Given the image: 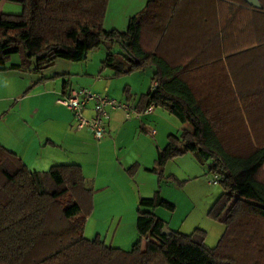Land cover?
<instances>
[{
    "label": "trees",
    "instance_id": "obj_1",
    "mask_svg": "<svg viewBox=\"0 0 264 264\" xmlns=\"http://www.w3.org/2000/svg\"><path fill=\"white\" fill-rule=\"evenodd\" d=\"M9 1L23 13L0 18V72L42 75L58 60L84 62L100 42L123 50L103 62L114 78L155 68L136 109L155 105L196 131L170 136L153 171L162 179L169 161L189 153L211 161L224 193L209 215L227 229L214 249L201 229L164 235L154 210L172 205L159 190L140 203L131 250L95 242L84 236L95 203L82 167L33 172L0 145V264H11L4 254L19 264H264V0L261 9L246 0H148L124 34L103 30L111 0ZM149 233L158 241L144 248Z\"/></svg>",
    "mask_w": 264,
    "mask_h": 264
},
{
    "label": "crops",
    "instance_id": "obj_2",
    "mask_svg": "<svg viewBox=\"0 0 264 264\" xmlns=\"http://www.w3.org/2000/svg\"><path fill=\"white\" fill-rule=\"evenodd\" d=\"M64 75L73 77L75 73L46 71L40 75L33 69L0 72V145L20 157L29 169L61 165L63 160L72 162L66 165H80L87 185L93 189L95 203L86 222L85 236L108 246L128 248L138 238L136 220L141 201L161 191V179L153 169L157 166V155L166 147L168 138L175 135L168 130L160 137V132L156 131L159 128L157 117L170 120L157 110L134 119H125L124 112L114 111L106 121L107 136L96 144L92 134L86 130L73 131L71 122H63L52 110L61 105L57 103L60 94L80 91L71 81L67 83L66 78L56 80ZM41 78L44 80L40 81ZM103 84L93 82L91 88L109 96L101 88L105 87L109 93L110 82ZM127 93L126 89V96H132ZM134 107L141 109L138 103ZM68 111L74 119V113ZM182 126L179 135L183 129L196 131L192 122ZM60 128L66 129V139L59 136ZM113 222L118 223L113 225ZM149 234L143 239L144 248ZM152 241H158L154 235Z\"/></svg>",
    "mask_w": 264,
    "mask_h": 264
},
{
    "label": "rangeland",
    "instance_id": "obj_3",
    "mask_svg": "<svg viewBox=\"0 0 264 264\" xmlns=\"http://www.w3.org/2000/svg\"><path fill=\"white\" fill-rule=\"evenodd\" d=\"M146 2L147 0H111L103 30L107 33L112 32L113 30H116L121 34L126 33V28H128L131 17L138 13L139 9H141ZM22 13L23 7L19 3L3 0L0 4V18L4 14L18 16ZM117 52H123L119 45L100 42L97 46L91 47L88 52L87 59L84 62L75 64L66 60H58L53 67L43 71V73L46 71H54V73L70 71L75 73V76L70 77L69 75H64L63 77H57L56 80L60 81L63 80V78H66L67 83L71 81L74 85H76V89L80 91L84 89L91 90L97 94H99L98 91L91 88V84L93 82H104L103 86L106 82H110L109 93L105 91V87L101 88L102 92L105 94L107 93L115 100L130 102L132 106H134V104L139 103L141 95L147 93L151 88L155 68L148 67L131 75L114 78L112 77L113 70L110 68L104 69L103 62L106 61L110 53L114 54ZM11 59L13 63H21L20 55H15ZM71 66L72 68H68ZM58 83L60 85V82ZM126 89L128 92L127 95L130 93L132 95L130 100H126L128 99L125 94ZM63 97L64 95L60 94L58 100ZM52 110L63 122L66 120L70 121L72 125L71 129L73 131L78 130L76 118L74 117L73 119L70 117L71 113L66 107L64 108L62 105H59ZM155 110L159 111V113H161L160 115L166 114L167 117L165 118H169L170 120V122H167L164 121L166 119L157 117L159 119V128L158 130L156 128L155 129L160 132V137H164L167 133L166 131L168 130L171 131V134L179 136L182 123H180V121L175 117L166 113L162 108L155 107ZM69 113L70 115H68ZM134 117L139 118L138 116ZM59 131V136L66 139V129L60 128ZM155 135L156 132L154 133V136ZM166 138L167 136L164 140ZM93 141L98 144L97 141ZM93 141L92 143H94ZM102 141L103 140L100 142ZM53 152H55L54 149ZM63 161L64 162H60L61 165L72 163L67 162L66 160ZM211 165V161L206 163L200 162L194 153H189L169 161V163H167V165L163 168L161 179L162 186L160 192L162 198L172 206H159L156 210H154V213L159 220H163L167 224V228L171 232L178 231L189 235L195 230H204L207 232L205 244H207L209 248L214 249L223 238L227 227L224 224L214 221L209 215L212 207L214 206L213 204H215L224 193V188L220 182L214 184V181H218V175L210 171ZM43 167L44 168H40V170H30L33 172H41V170L49 171L51 169V166ZM117 223L118 222H113V225H116ZM152 236V234H149V236L145 239V245L148 241H152ZM138 239L139 235L133 244L124 249L131 250V247H133L132 245H134ZM3 256L6 263L10 262L11 264H19L20 262V259L16 256H10L8 254H4Z\"/></svg>",
    "mask_w": 264,
    "mask_h": 264
},
{
    "label": "built area",
    "instance_id": "obj_4",
    "mask_svg": "<svg viewBox=\"0 0 264 264\" xmlns=\"http://www.w3.org/2000/svg\"><path fill=\"white\" fill-rule=\"evenodd\" d=\"M156 87L157 84H154L153 89ZM58 103L74 113L78 130H88L97 142L103 140L108 134L106 121L111 112L122 111L125 114V119H131L134 116L142 118L145 115L153 114L156 107L151 105L145 111H139L130 102L118 101L107 95L97 94L86 89L68 95L64 94ZM154 133L155 131L152 132V134ZM217 182V180L214 181V184Z\"/></svg>",
    "mask_w": 264,
    "mask_h": 264
},
{
    "label": "water",
    "instance_id": "obj_5",
    "mask_svg": "<svg viewBox=\"0 0 264 264\" xmlns=\"http://www.w3.org/2000/svg\"><path fill=\"white\" fill-rule=\"evenodd\" d=\"M246 2L249 4V5H251V6H253V7H255V8H257V9H261V3L259 2V0H246ZM171 231L166 227L165 229H164V232H162L164 235H169V234H171L170 233Z\"/></svg>",
    "mask_w": 264,
    "mask_h": 264
}]
</instances>
